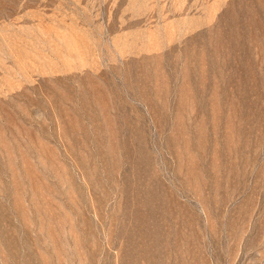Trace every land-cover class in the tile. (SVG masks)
Wrapping results in <instances>:
<instances>
[{"label": "rangeland", "instance_id": "rangeland-1", "mask_svg": "<svg viewBox=\"0 0 264 264\" xmlns=\"http://www.w3.org/2000/svg\"><path fill=\"white\" fill-rule=\"evenodd\" d=\"M0 264H264V0H0Z\"/></svg>", "mask_w": 264, "mask_h": 264}]
</instances>
